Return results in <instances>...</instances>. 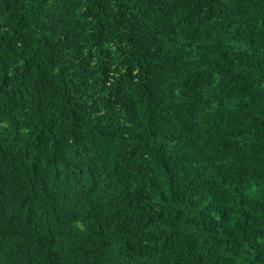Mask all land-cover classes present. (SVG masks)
I'll return each instance as SVG.
<instances>
[{
  "label": "trees",
  "instance_id": "obj_1",
  "mask_svg": "<svg viewBox=\"0 0 264 264\" xmlns=\"http://www.w3.org/2000/svg\"><path fill=\"white\" fill-rule=\"evenodd\" d=\"M0 264H264V0H0Z\"/></svg>",
  "mask_w": 264,
  "mask_h": 264
}]
</instances>
